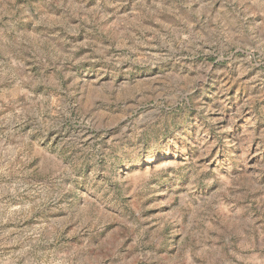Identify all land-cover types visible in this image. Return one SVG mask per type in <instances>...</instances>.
<instances>
[{
  "label": "rangeland",
  "instance_id": "rangeland-1",
  "mask_svg": "<svg viewBox=\"0 0 264 264\" xmlns=\"http://www.w3.org/2000/svg\"><path fill=\"white\" fill-rule=\"evenodd\" d=\"M0 264H264V0H0Z\"/></svg>",
  "mask_w": 264,
  "mask_h": 264
}]
</instances>
